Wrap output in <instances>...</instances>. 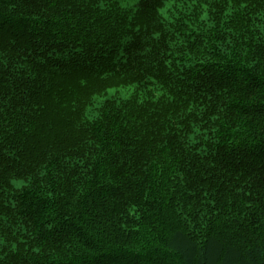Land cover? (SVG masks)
<instances>
[{
  "label": "trees",
  "instance_id": "16d2710c",
  "mask_svg": "<svg viewBox=\"0 0 264 264\" xmlns=\"http://www.w3.org/2000/svg\"><path fill=\"white\" fill-rule=\"evenodd\" d=\"M132 2L0 0V264H264V0Z\"/></svg>",
  "mask_w": 264,
  "mask_h": 264
},
{
  "label": "rangeland",
  "instance_id": "374dc122",
  "mask_svg": "<svg viewBox=\"0 0 264 264\" xmlns=\"http://www.w3.org/2000/svg\"><path fill=\"white\" fill-rule=\"evenodd\" d=\"M138 0H133V2H132V4L133 3H136ZM134 86H123V87H116V88H110L109 90H108V92H107V94H104V95H101V96H99L98 97V102H97V104L99 105L100 104V102H101V100H103V99H105L107 96H117V97H120V98H128V97H130L131 96V94H132V92H133V90H134ZM93 116H94V114H90V118H93ZM172 228V226H171V224H169L168 226H167V232H169V230ZM175 232H171V233H169V235L171 236V235H173ZM191 245H189V247H190ZM194 249V248H193ZM193 254V253H192ZM191 255V254H190ZM189 255V256H190ZM224 257H221V258H219V261H218V263L217 264H225V258L223 259ZM227 260V259H226ZM228 261V260H227ZM226 261V262H227ZM197 262H199L198 260L196 261V264H197ZM215 261L214 260H212V263H214ZM230 262V261H229ZM229 262H227V264H232V263H229ZM200 263V262H199ZM201 264V263H200ZM215 264V263H214Z\"/></svg>",
  "mask_w": 264,
  "mask_h": 264
}]
</instances>
